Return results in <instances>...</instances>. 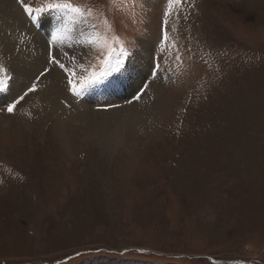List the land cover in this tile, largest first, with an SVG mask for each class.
Returning a JSON list of instances; mask_svg holds the SVG:
<instances>
[{
  "label": "rangeland",
  "instance_id": "374dc122",
  "mask_svg": "<svg viewBox=\"0 0 264 264\" xmlns=\"http://www.w3.org/2000/svg\"><path fill=\"white\" fill-rule=\"evenodd\" d=\"M10 1L16 22L0 31V118L11 121L0 132V264H264V0H23L31 14ZM53 3L79 8L78 22ZM64 23L91 37L83 50L85 35L57 33L61 69L48 52ZM34 35L45 49L27 52L19 75L1 42L19 52ZM146 66L134 90L122 81ZM106 78L120 98L89 93ZM134 104L135 121L113 135L86 124L89 110ZM54 122L66 130L60 147Z\"/></svg>",
  "mask_w": 264,
  "mask_h": 264
},
{
  "label": "bare ground",
  "instance_id": "6f19581e",
  "mask_svg": "<svg viewBox=\"0 0 264 264\" xmlns=\"http://www.w3.org/2000/svg\"><path fill=\"white\" fill-rule=\"evenodd\" d=\"M13 8H14V6L11 4V1L10 0H0V31H2L3 29H5V27L6 28H11L12 25L15 24V22H16V20H15L16 19L15 18L16 15L15 14L16 13L15 14L13 13V12H15V11H13L14 10ZM67 31H71L72 33H76L77 35H79V34L85 35V36H82V38H83L82 49L84 50L86 48V44L88 43V41H89V39L91 37V32L85 26H83L82 23L75 24V30H72V27H69L67 29ZM5 41H7V39H5ZM167 42H168V38H167ZM1 45H2L3 53H5V56H7L6 60H8V65L12 69H14L17 72V74H19V75L22 72H25V70H26V67L24 65L26 63L25 62V58L27 56V52H30L32 54V59H35L36 56H37V53L40 50H42V49L44 50L45 49L41 38L38 37V36H36V35L33 36L32 42H29L28 41L27 43H25V50H23V51L22 50L21 51L19 50V52H18V50L15 51L14 45L12 43L8 42V41H7V43L6 42L5 43L4 42H1ZM62 50L63 49H61V50L58 49L57 50V55H59L62 52ZM75 52L76 51L71 52V56H74L76 54ZM78 52L80 53V51L77 50V54H78ZM30 57H31V55H30ZM64 58L66 59V57H64ZM74 58L76 59L77 57H74ZM26 60H28V59L26 58ZM21 61L24 64L21 63ZM146 68H147V66L145 68H143V73L138 72L137 70H132L129 74L127 72H125L124 75L122 76L123 77L122 78V81L124 83H127L134 90L135 89V86H137V84H138V79L140 81L143 80L142 77L144 76V72H145ZM71 72L73 73V70L72 71L68 70V73H66V75L67 74L70 75ZM68 77H71V76H68ZM107 85L108 86H111L110 87L111 92L109 94L108 93L101 92V94H103V95H105V94L106 95H109L113 99L120 98L119 95L114 91L115 89H112V86L115 87L114 83L113 82H109ZM120 90L121 91L123 90L122 87L120 88ZM146 100H148V99H146ZM119 107H121V106L119 105V106H117L118 109L113 108V110H111L110 112H107V113H101V112L100 113H94L93 111L90 112V110H89V114L87 113L88 115H86V118H87L86 119V124H87V126L89 127V125H94L95 128L93 127V129L95 131L97 130L96 133L99 132L101 134L107 133L106 135H113L114 129H118L120 126H122V125L124 126L126 123H130L131 121H133V119L135 121V118H137V116H138V114L134 110L136 108V105L135 104L131 106L132 109H131L130 112H128L129 110L127 111L124 108L121 109ZM109 109H111V108H109ZM46 118H47V116H46ZM83 120H85V119H83ZM24 123H26V122H24ZM10 124H11V121H9L8 119H6V118L5 119L4 118H0V132H2V134H4V132L5 133H8L7 131L10 130L8 128ZM12 125H15V124H12ZM35 125H36V123H32L31 126H25L26 127L25 130L28 132L29 135L33 134V130L32 129L34 127H36ZM32 126H33V128H32ZM51 127H52V129L49 131V133L50 134H53L54 133L53 137L59 139L56 142V144H59L57 146L60 147V144H61L62 140H64V139H61L62 138V134L66 130L65 129L61 130L60 127L55 122L51 125ZM85 128H87V127H85ZM91 128H92V126H91ZM95 135H98V134H95ZM38 136L40 137L39 138L40 141L38 142V144L40 142H42V146L41 145L40 146L43 147V150H44L45 149V146H46V140L45 139L48 137L47 131L46 132H42V133H38ZM87 137L90 138V136H87ZM121 138H122V136H121ZM103 139H104L105 142H108L107 139H105V138H103ZM127 140H128V144L132 145V148L133 149H137L136 140H133L134 141V144L129 143L130 140H129L128 137H127ZM123 144H124V146L125 145L127 146V144H125V142H123ZM106 145H107V143H106ZM10 147H13V146H10ZM53 147L56 148V146H53ZM9 150H16L17 152H19L20 151V148L19 147H18V149H17V147L15 149L14 148H10ZM30 152H32V151H30ZM60 152L61 153H65V151L64 150H61V149H60ZM67 153H69V152H67Z\"/></svg>",
  "mask_w": 264,
  "mask_h": 264
},
{
  "label": "snow or ice",
  "instance_id": "6c2138e0",
  "mask_svg": "<svg viewBox=\"0 0 264 264\" xmlns=\"http://www.w3.org/2000/svg\"><path fill=\"white\" fill-rule=\"evenodd\" d=\"M174 2H176V3H181L182 2V0H174ZM17 3H19V4H21V6L23 7V9H24V11L26 12V13H28V14H31L32 13V11H33V9L31 8V7H29L28 5H25L24 3H23V0H17ZM49 9H51V10H55V11H59V12H62L63 13V15H65V16H68L69 17V19L73 22V23H76V22H78L77 21V19H76V15H73V14H79L80 13V9L79 8H77V7H73L71 4H68V3H64V4H60V3H53V4H50L49 6ZM35 11H37V12H41V11H43V9H40V8H38V9H35ZM168 15V13H165V16H167ZM167 24V20H165V25ZM67 29V24L66 23H64V24H62L61 25V27L60 28H58L57 30H56V32H54L53 34H52V38H51V40L49 41V52H48V63L49 64H52V65H57V66H59L61 69H65V65L53 54V50H52V44L56 41V36H57V33L58 32H60V31H62V30H66ZM167 39V36H165V40ZM177 58H179V57H177ZM47 71H50V69H45V72H47ZM45 73L44 72H42L41 73V76H43ZM37 79H39V78H37ZM69 83H72V81L71 80H69ZM35 89H36V84L35 83H33V85H32V87H30L29 89H28V91L27 92H25V94L24 95H27L28 94V92H33V91H35ZM73 91L75 92V91H77L76 90V88H75V86H73ZM24 97L23 96H21L20 97V99L22 100ZM16 103H19V100L18 101H16V102H14L13 104H10L9 106H8V112L9 113H11L12 111H13V109L15 108V105H16Z\"/></svg>",
  "mask_w": 264,
  "mask_h": 264
}]
</instances>
